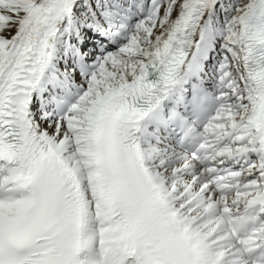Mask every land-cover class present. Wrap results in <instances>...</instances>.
<instances>
[{"label":"snow or ice","instance_id":"snow-or-ice-1","mask_svg":"<svg viewBox=\"0 0 264 264\" xmlns=\"http://www.w3.org/2000/svg\"><path fill=\"white\" fill-rule=\"evenodd\" d=\"M0 264H264V0H0Z\"/></svg>","mask_w":264,"mask_h":264}]
</instances>
